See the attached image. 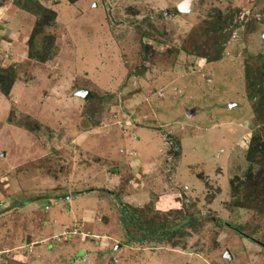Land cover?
Here are the masks:
<instances>
[{
    "label": "rangeland",
    "instance_id": "374dc122",
    "mask_svg": "<svg viewBox=\"0 0 264 264\" xmlns=\"http://www.w3.org/2000/svg\"><path fill=\"white\" fill-rule=\"evenodd\" d=\"M13 1L0 264H264V0H36L35 34ZM117 199L154 235L126 241Z\"/></svg>",
    "mask_w": 264,
    "mask_h": 264
},
{
    "label": "trees",
    "instance_id": "16d2710c",
    "mask_svg": "<svg viewBox=\"0 0 264 264\" xmlns=\"http://www.w3.org/2000/svg\"><path fill=\"white\" fill-rule=\"evenodd\" d=\"M68 2L72 3L75 0H67ZM13 3L16 6H19L21 9H23L24 11H28L31 12L32 14L34 13L36 16L38 15H42V21H39L38 17L36 19V22L34 24V29L32 31V34H35L37 32V30L44 24H48L46 22L51 23L52 20L54 19V12L50 11L44 7H41L39 5V3L36 0H25V4L24 5H20L19 2L17 0H14ZM31 37V36H30ZM29 37V38H30ZM29 38L27 40V42L29 41ZM48 47L45 46L44 48V55L42 53H40L38 55V59H43L44 56L47 54V49ZM30 54V53H29ZM31 55V54H30ZM14 75H10V78H6L3 75H0V92L2 93V95H7L9 92V88H10V84L12 82V78ZM261 150H264V139L263 140H258L257 142H252L250 143V145H248V148L246 150L245 153V158L248 161H257V156H259V154L261 153ZM263 163H264V159H263ZM118 200V199H117ZM170 206H168L169 208ZM145 209V208H144ZM118 210H119V222H120V226L121 228L127 232V234L129 233L128 229H127V223L129 224V221L127 222V220L133 219V217L135 216V214H139L143 211V208L140 205H133L128 201H119L118 200ZM130 224L132 225V227H135L136 230L141 229L142 226L147 225L146 226V233H143V235L148 234L150 236H153L155 233V227L153 225L152 222H146V221H139L136 218L133 219V222H130ZM167 227L166 223H162L161 227ZM164 234V233H162ZM142 237L137 238L136 236L132 235V234H128L126 241H141Z\"/></svg>",
    "mask_w": 264,
    "mask_h": 264
},
{
    "label": "crops",
    "instance_id": "0c3cea01",
    "mask_svg": "<svg viewBox=\"0 0 264 264\" xmlns=\"http://www.w3.org/2000/svg\"><path fill=\"white\" fill-rule=\"evenodd\" d=\"M7 40V41H6ZM22 40V39H21ZM21 40H19L18 42H16V43H12L11 42V40L8 38V39H5L4 41L5 42H3V44L1 45V46H4L5 44H8L10 47H8V49H7V47H6V45L4 46L5 48H6V50H7V52H9V49H10V51L11 52H16L17 53V51L20 49V48H22V44H23V42L21 41ZM14 55H17V54H14ZM160 131H163L162 129H160ZM142 140V139H141ZM141 140H139L140 142H141ZM161 145H163V142L161 141ZM158 149H160V148H158ZM127 188H126V192L129 194V195H131V193H134V194H136L137 192H138V190H137V188H133V187H131L130 185H127L126 186ZM134 190V191H133ZM130 191H133V192H130ZM128 194H126V195H128ZM134 194H132V195H134ZM122 195H125V194H122ZM125 197H127V196H125ZM128 202H130V201H128ZM131 203V202H130ZM131 204H133V205H138L139 203H137V202H133V203H131ZM93 236V235H92ZM80 254H81V251H80Z\"/></svg>",
    "mask_w": 264,
    "mask_h": 264
},
{
    "label": "water",
    "instance_id": "95a60500",
    "mask_svg": "<svg viewBox=\"0 0 264 264\" xmlns=\"http://www.w3.org/2000/svg\"><path fill=\"white\" fill-rule=\"evenodd\" d=\"M193 0H180L176 3L175 9L178 12H189L191 10V4ZM264 37V34H263ZM77 95H80L81 97H85L87 94V91L85 90H78L76 91ZM187 114H190V112L186 111Z\"/></svg>",
    "mask_w": 264,
    "mask_h": 264
},
{
    "label": "clouds",
    "instance_id": "9594fccd",
    "mask_svg": "<svg viewBox=\"0 0 264 264\" xmlns=\"http://www.w3.org/2000/svg\"><path fill=\"white\" fill-rule=\"evenodd\" d=\"M166 143V142H165ZM169 143V142H168Z\"/></svg>",
    "mask_w": 264,
    "mask_h": 264
}]
</instances>
